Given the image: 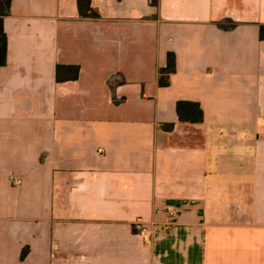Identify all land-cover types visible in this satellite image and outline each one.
<instances>
[{"label":"crops","instance_id":"obj_1","mask_svg":"<svg viewBox=\"0 0 264 264\" xmlns=\"http://www.w3.org/2000/svg\"><path fill=\"white\" fill-rule=\"evenodd\" d=\"M92 7L13 0L5 19L0 264H264V0Z\"/></svg>","mask_w":264,"mask_h":264},{"label":"trees","instance_id":"obj_2","mask_svg":"<svg viewBox=\"0 0 264 264\" xmlns=\"http://www.w3.org/2000/svg\"><path fill=\"white\" fill-rule=\"evenodd\" d=\"M13 0H0V67H5L8 62V36L5 30V19L11 15ZM79 15L82 19L98 20L100 13L92 7V0H77ZM261 39L264 40V27L261 28ZM177 62L174 53L168 54L167 65L160 70L159 85L168 87L170 76L176 72ZM79 66L58 65L56 79L58 82L75 81L79 78ZM177 114L180 123L199 125L204 122V112L201 105L196 102L179 101L177 103ZM174 124L163 125L164 130L172 131ZM28 254L25 249L22 253L24 260Z\"/></svg>","mask_w":264,"mask_h":264},{"label":"built area","instance_id":"obj_3","mask_svg":"<svg viewBox=\"0 0 264 264\" xmlns=\"http://www.w3.org/2000/svg\"><path fill=\"white\" fill-rule=\"evenodd\" d=\"M167 212H168L170 217H174L176 215V212L173 208H168ZM135 227H136V230L138 231L139 235L142 238H144V239L149 238V236L151 234V230L142 221L137 222Z\"/></svg>","mask_w":264,"mask_h":264}]
</instances>
